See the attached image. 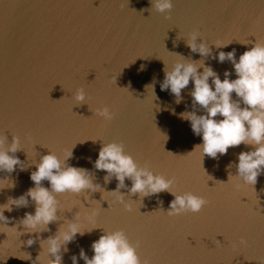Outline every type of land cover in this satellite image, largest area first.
<instances>
[{
    "label": "water",
    "instance_id": "water-1",
    "mask_svg": "<svg viewBox=\"0 0 264 264\" xmlns=\"http://www.w3.org/2000/svg\"><path fill=\"white\" fill-rule=\"evenodd\" d=\"M173 5L165 19L148 11L149 0H0V137L9 144L20 137L25 152L16 156L27 167L0 173V205L34 187L30 174L49 151L63 158L72 150L68 165L89 170L106 192L115 190L117 181L105 184L106 173L93 167L103 143L111 142L123 144L139 165L174 178L178 194L191 192L208 201L199 213L168 216L174 197L167 192L141 203L121 189L133 203L132 213L103 189L90 199L66 193L57 197L60 219L48 232L21 235L8 229L23 232L18 222L34 213L30 202L4 213L10 223L0 224V264H47L40 240L55 235L77 212L83 230L93 226L88 220L93 213L100 228L67 245L63 264H72L81 248L91 258V244L103 230H123L130 243H139L142 264H264V175L254 188L238 187L234 177L238 154L252 147L242 144L218 159H203L195 150L202 138L180 118L193 111L192 83L182 90L180 104L160 88L164 63L170 69L179 59L175 54L201 59L186 47L194 31L213 54L235 48L237 59L255 41H264V0H173ZM218 42L231 44L217 50ZM205 64L221 80L232 71L228 62L207 58ZM153 81L154 92L146 87ZM81 88L87 100L79 105L73 96ZM104 107L111 120L96 115ZM125 183L131 187V181ZM43 186L49 187L48 181ZM37 235L40 239L26 246Z\"/></svg>",
    "mask_w": 264,
    "mask_h": 264
},
{
    "label": "clouds",
    "instance_id": "clouds-1",
    "mask_svg": "<svg viewBox=\"0 0 264 264\" xmlns=\"http://www.w3.org/2000/svg\"><path fill=\"white\" fill-rule=\"evenodd\" d=\"M149 3L151 5L149 12L155 11L163 15L165 19H170L167 14L173 10V0H149ZM230 44L218 42L214 44V47L219 50ZM186 47L191 53L199 55L201 59L194 60L191 57L185 58L175 54L179 59L170 69L163 62L165 67L164 80L160 84L161 91H170L176 98L175 102L180 104L183 99L182 90L186 89L190 82L192 83L190 96L193 111L181 113L180 118L190 122L192 132L202 138V144L197 145L195 150L201 152L203 159L205 156L218 159L219 156L226 155L230 148L239 147L242 144L251 146L252 150L241 151L238 154L234 177L239 182L238 187L254 188L258 178L264 175V41H255L254 46L241 54L238 59L235 48L228 52L220 50L213 54V49L201 39L197 31L189 34ZM207 58L220 64L230 63L232 71L226 70L224 79L221 80L220 75L211 66H206ZM143 70L142 66L140 71ZM233 72L235 79L231 78ZM146 87L154 92L155 81ZM73 99L79 105L86 104L85 90L77 89ZM198 110H202L204 114L198 115ZM173 114H175L174 110ZM96 115L106 120L113 118L107 107L98 109ZM217 117L222 119H216ZM20 151H24V148L19 136H13L11 144L8 143L7 137H0V173H7L9 176L17 168L20 171L27 169L24 166L25 162L16 156V153ZM72 157V150L63 158L52 151L42 156L39 163H35L36 171L30 174L34 187L18 198H9L6 204L0 205V224L7 227L10 223L9 218L4 215L5 211L11 212L13 208H27L31 202L35 206L34 213L26 212L18 222L23 232L17 231L16 226L7 228L21 235L48 232L49 225L60 219L58 213L61 206L58 196L69 193L75 196L83 195L86 199H90L92 193L103 189L93 182V176L89 170L68 165L67 161ZM93 167L97 171L106 173L105 184L113 179L117 181L115 190L106 192L103 189V191L112 194L116 202L123 205L125 211L129 213L133 212V203L126 201V196L122 194L121 189H127L128 197L138 195L141 203L144 198L169 193L174 199L166 212L168 216H180L189 212L199 213L208 203L202 196L191 192L183 194L175 192L174 178L155 174L148 166L139 165L131 155L126 154L125 147L121 143H103ZM232 167V164L228 165L229 169ZM126 180L131 181V187L126 185ZM43 181H48L49 187H44ZM94 217V213L88 217L89 223L93 225L91 229L83 230L80 213L77 212L71 221L59 227L55 235L40 240L41 252L47 255V264H63L62 250L67 252V245L75 242L78 235L83 236L86 232L91 233L100 228L95 226ZM103 233L91 244L94 255L89 258L85 250L81 248L78 256H71L72 264H79L81 260L84 264H142L137 252L139 243L136 245L130 243L123 230H103ZM37 239H40L39 235L36 239L29 238L24 243L31 247ZM27 255L29 257L27 260H30L31 256Z\"/></svg>",
    "mask_w": 264,
    "mask_h": 264
}]
</instances>
